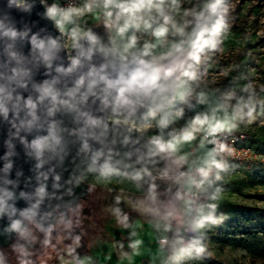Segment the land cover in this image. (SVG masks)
Wrapping results in <instances>:
<instances>
[{
    "label": "water",
    "instance_id": "obj_1",
    "mask_svg": "<svg viewBox=\"0 0 264 264\" xmlns=\"http://www.w3.org/2000/svg\"><path fill=\"white\" fill-rule=\"evenodd\" d=\"M47 9L41 0H0V103L8 108L0 113V248L11 246L30 223L54 231L57 214L66 216L87 196L80 177L85 168L120 169L144 188L162 177L160 152L137 126L149 117V102L117 106L115 91L101 80L134 67L132 54L120 57L110 34L97 27L89 29L94 44L81 40L68 53ZM12 31L15 37L5 35ZM34 36L44 41L43 50ZM45 86L55 100L43 95ZM38 139L46 140L39 151L33 147ZM14 221L20 231L12 230Z\"/></svg>",
    "mask_w": 264,
    "mask_h": 264
},
{
    "label": "rangeland",
    "instance_id": "obj_2",
    "mask_svg": "<svg viewBox=\"0 0 264 264\" xmlns=\"http://www.w3.org/2000/svg\"><path fill=\"white\" fill-rule=\"evenodd\" d=\"M80 7L84 0H78ZM205 0H180V7L172 6L171 0H166L165 11L176 21L191 17H184L185 10L199 11ZM227 7L224 15L225 27L214 37L215 48H205L200 53V62L195 65L197 78L190 82L193 95L188 103L175 101L168 106L166 112L170 123L167 128L161 129L158 125L159 115L156 118L147 117L137 124L145 130L148 137L160 135L166 140L170 134L179 133L187 127L198 115H215L223 119L224 111H218L219 105L229 94L233 99L229 102L227 112L230 114L237 100L249 98L253 101V117L237 119L236 127L239 133L249 136V142L259 152L264 154V0H222ZM73 26H79L84 31L92 27L105 30L110 34L111 44L125 57L131 53H123L122 45L126 37L116 35L115 30L106 26L102 13L94 11L84 13L76 21V25H68L65 31V47L70 51L73 43L69 31ZM135 34L138 45L133 53L138 52L144 42H155L150 32L131 29L127 35ZM178 39L169 34L167 42ZM167 43L154 49L158 58L167 50ZM205 94V102H197V95ZM182 110V115H178ZM247 111V109L245 110ZM193 145V144H192ZM187 147V148H186ZM196 159H205L209 147L207 144H194ZM182 154L175 157L174 152H160L159 179H151L152 188H144L137 180L120 169L95 171L85 168L81 179L89 185L102 188L109 193L107 202L119 200L126 191L143 193L145 201L152 203L156 208H168L177 199L182 200L181 192L169 187L177 168L185 164L196 163L197 160L187 153L188 146H181ZM201 213L198 214L202 224L188 242L183 245L170 244L171 252L166 264H264V163L259 167L244 168L238 164H231L221 173L218 183L208 186L204 190ZM107 205L101 214L119 213L126 209H136V202L131 205L127 202ZM215 205L214 208L209 207ZM198 239L197 245L191 240ZM245 238L248 242L258 241L263 249L252 253L249 249L237 245L239 239ZM92 239L91 233L83 240L73 239L71 243H85ZM56 244L65 246L67 238H55ZM69 243V245L71 244ZM68 245V244H67ZM61 246V248H63ZM203 248V251H198ZM52 250L42 247L33 261L36 264H49L47 254ZM58 251H54L57 253ZM42 254V256L40 255ZM40 255V256H39ZM1 264V263H0Z\"/></svg>",
    "mask_w": 264,
    "mask_h": 264
},
{
    "label": "clouds",
    "instance_id": "obj_3",
    "mask_svg": "<svg viewBox=\"0 0 264 264\" xmlns=\"http://www.w3.org/2000/svg\"><path fill=\"white\" fill-rule=\"evenodd\" d=\"M166 0H84L81 7H69L61 9L57 5H52L47 9L46 15L52 19L61 32L66 31L68 25H76L78 17L84 13L100 12L103 15L107 27L114 29L117 36L122 39L126 37V42L122 45L123 53H131L133 56L132 67L121 72L116 79L101 77V80L108 89L115 91V104L117 106H134L148 101L147 115L156 118L159 115L158 127L167 128L170 120L166 109L175 101L188 103L193 95L190 82L197 78L195 65L200 62V53L205 48H215V35L225 27L224 15L227 13V7L223 6L222 0H205L203 7L199 11L185 10L184 19L176 21L165 11ZM175 8L180 7V0H171ZM150 32L155 42H144L138 52V37L133 33L127 35L131 29ZM178 37V39L167 42L169 34ZM12 37L16 36L14 31L5 33ZM73 47H80L81 40H87L90 44L96 42V37L92 32L84 31L79 26H73L69 31ZM33 43L37 38L34 36ZM167 43V50L162 52L157 58L154 55V49L162 47ZM52 48L56 46L55 40H49ZM40 49L45 48L44 41L36 43ZM91 49H89V54ZM49 58L47 55L44 57ZM125 59L127 57L125 56ZM80 63L78 59L73 60V66ZM60 70V69H58ZM72 69L69 68L68 71ZM83 83V80L80 81ZM96 81L93 80L89 87H94ZM2 91V89H0ZM43 95L50 96L52 100L56 99L51 87L43 88ZM229 94L219 105L218 111H224L223 119L213 115H198L191 123L182 129L179 133L170 134V138L165 140L161 136L153 137L151 143L158 152L172 153L179 150V146L190 143L195 140L198 133H203V141L215 145L207 152L206 158L200 167L196 169L200 179H196L190 173H182L187 176V183L190 188L202 189L208 180L212 169H220L223 163L218 159L220 152L224 151V145L219 143L218 136L223 132L231 131L236 127L237 119H243L247 116L253 117V101L249 98L245 101L243 98L237 100L236 104L231 106L232 111L229 114L227 109L229 102L233 99ZM197 102L204 103L206 98L204 93H199L196 97ZM28 107H34L31 99L27 102ZM247 109V111H245ZM8 108L0 103V113L7 115ZM182 115V110L177 113ZM202 141V142H203ZM46 146V140L38 139L33 142V147L38 151ZM182 198V197H181ZM186 214L198 215L201 209L196 207L194 201H185ZM209 207L214 208L215 205ZM119 209H115L119 215ZM172 215L171 212L168 213ZM125 219H127L125 217ZM202 224L192 220L190 224L191 231L196 232ZM12 230L20 231V221H14L11 225ZM135 235V233H133ZM199 240L193 238L192 245L199 244ZM141 242L136 240L130 244V247L136 249ZM198 251H203L199 248Z\"/></svg>",
    "mask_w": 264,
    "mask_h": 264
},
{
    "label": "crops",
    "instance_id": "obj_4",
    "mask_svg": "<svg viewBox=\"0 0 264 264\" xmlns=\"http://www.w3.org/2000/svg\"><path fill=\"white\" fill-rule=\"evenodd\" d=\"M192 144L180 145L179 150L174 152L175 157L182 154L181 146H188L187 153L196 159ZM196 160V163L185 164L184 167L198 165L203 161ZM167 185L181 192L182 197L181 188H185V184H181L180 178L173 177L171 184ZM125 193L119 200H112L108 205L120 201L130 205L136 202V209H126L119 215L114 212L105 214L91 240L63 246L54 256H49V264H166L172 248L170 244H175L176 231L188 216L181 206V200L177 199L168 208H156L145 201L143 193ZM169 212L172 213L171 216L168 215ZM162 237L167 239V244L159 243L158 240ZM136 240L141 243L133 249L130 244Z\"/></svg>",
    "mask_w": 264,
    "mask_h": 264
},
{
    "label": "built area",
    "instance_id": "obj_5",
    "mask_svg": "<svg viewBox=\"0 0 264 264\" xmlns=\"http://www.w3.org/2000/svg\"><path fill=\"white\" fill-rule=\"evenodd\" d=\"M44 2L47 7H51L52 5H57L61 9H67L69 7H80L78 0H41ZM81 17V16H80ZM78 17L77 20L80 18ZM76 20V21H77ZM55 23V22H54ZM56 26V24H55ZM57 27V26H56ZM58 28V27H57ZM63 37V42L65 45V41L67 40L65 37V31L61 32ZM68 51V50H67ZM69 53V51H68ZM160 136V135H157ZM155 136V137H157ZM247 135L244 133H239L232 129L228 132H223L218 136L219 143L224 145V151L220 152L218 155V159H220L223 163V167L220 169H212L207 182L205 183L202 189L190 188L187 183V176H182V173H190L196 179H200L196 169L200 167L203 161L198 165H193L191 167L181 166L177 168L174 177L181 179V184H185V188H181L182 190V200L181 206L184 211H186L185 201L192 200L196 207L202 208L203 205V196L204 190L210 186L219 182L221 173L229 168L231 164H238L244 168H249L250 166L264 161V155L258 152L252 145L246 142ZM203 133H198L195 140L190 143H199L201 145L207 144L209 147V151L216 147L215 145L208 144L207 141H203ZM193 151L195 147L193 146ZM204 160V159H203ZM187 220L183 223L176 231L175 235V243L178 245L186 244L190 237L194 235L195 232L191 231L190 224L192 220H197L198 215H189L187 216ZM159 243L161 245L167 244V239L165 237L159 238Z\"/></svg>",
    "mask_w": 264,
    "mask_h": 264
},
{
    "label": "flooded vegetation",
    "instance_id": "obj_6",
    "mask_svg": "<svg viewBox=\"0 0 264 264\" xmlns=\"http://www.w3.org/2000/svg\"><path fill=\"white\" fill-rule=\"evenodd\" d=\"M108 194L98 186L89 185L87 196L79 200L73 209H68L66 216L62 212L57 214L53 225L54 231H41L30 223L27 231L20 234L11 246L0 248V256L5 251H12L30 259L42 247L50 248L51 253L60 251L63 245L55 243L57 237L67 238L69 243L73 242L75 238L79 241L83 240L89 233L93 237L103 222L104 216L101 212L107 209Z\"/></svg>",
    "mask_w": 264,
    "mask_h": 264
},
{
    "label": "trees",
    "instance_id": "obj_7",
    "mask_svg": "<svg viewBox=\"0 0 264 264\" xmlns=\"http://www.w3.org/2000/svg\"><path fill=\"white\" fill-rule=\"evenodd\" d=\"M248 137H247L246 142L251 145V143L249 142V138ZM263 163H264V161L263 162H258L256 164L250 166L249 169L253 168V167H259ZM199 220H200V218L197 217L196 221L198 222ZM237 245H241L244 248L249 249L252 253H256L257 251H260V250L263 249V246L258 241L250 243L245 238L239 239V242L237 243ZM54 254L55 253H50V254L46 255L47 258H48V261L50 259L49 256L52 257V256H54ZM40 255L42 256L41 253H40ZM36 258H37V253L35 255H33L30 259H27V258H24L22 255H19L17 253L12 252V251H5L4 254L0 256V263L1 264H36V263L33 262Z\"/></svg>",
    "mask_w": 264,
    "mask_h": 264
}]
</instances>
